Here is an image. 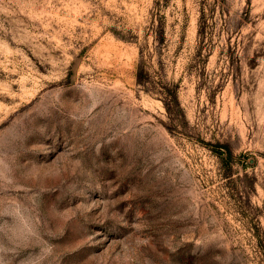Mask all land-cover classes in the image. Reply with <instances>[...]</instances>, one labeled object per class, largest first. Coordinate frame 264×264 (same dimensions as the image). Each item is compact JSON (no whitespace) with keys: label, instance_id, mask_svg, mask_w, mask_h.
<instances>
[{"label":"rangeland","instance_id":"rangeland-1","mask_svg":"<svg viewBox=\"0 0 264 264\" xmlns=\"http://www.w3.org/2000/svg\"><path fill=\"white\" fill-rule=\"evenodd\" d=\"M0 264H264V0H0Z\"/></svg>","mask_w":264,"mask_h":264}]
</instances>
